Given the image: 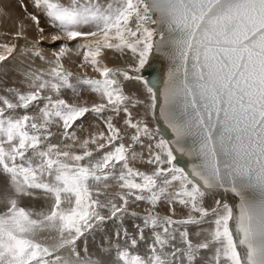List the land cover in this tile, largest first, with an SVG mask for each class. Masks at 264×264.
Returning a JSON list of instances; mask_svg holds the SVG:
<instances>
[{
	"label": "snow or ice",
	"instance_id": "snow-or-ice-1",
	"mask_svg": "<svg viewBox=\"0 0 264 264\" xmlns=\"http://www.w3.org/2000/svg\"><path fill=\"white\" fill-rule=\"evenodd\" d=\"M19 6L0 264H264V0Z\"/></svg>",
	"mask_w": 264,
	"mask_h": 264
},
{
	"label": "rangeland",
	"instance_id": "rangeland-1",
	"mask_svg": "<svg viewBox=\"0 0 264 264\" xmlns=\"http://www.w3.org/2000/svg\"><path fill=\"white\" fill-rule=\"evenodd\" d=\"M27 3V0H25ZM0 8L6 9L8 15L0 14V33L9 32L11 33L14 31V23L16 22L17 18H23L24 13L19 6V0H0ZM29 11H32L31 6L28 8ZM42 26L43 22H42ZM49 31H51L49 29ZM47 47V45H45ZM58 47V45H57Z\"/></svg>",
	"mask_w": 264,
	"mask_h": 264
},
{
	"label": "water",
	"instance_id": "water-1",
	"mask_svg": "<svg viewBox=\"0 0 264 264\" xmlns=\"http://www.w3.org/2000/svg\"><path fill=\"white\" fill-rule=\"evenodd\" d=\"M161 68V64L160 63H155L152 67V69H150V71H152L155 75H159V70Z\"/></svg>",
	"mask_w": 264,
	"mask_h": 264
}]
</instances>
